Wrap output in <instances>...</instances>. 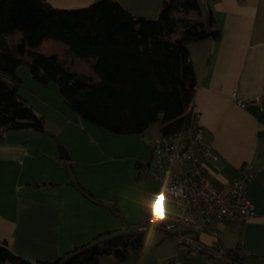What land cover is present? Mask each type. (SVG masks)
Listing matches in <instances>:
<instances>
[{
  "label": "crops",
  "instance_id": "1",
  "mask_svg": "<svg viewBox=\"0 0 264 264\" xmlns=\"http://www.w3.org/2000/svg\"><path fill=\"white\" fill-rule=\"evenodd\" d=\"M95 1L46 0L60 9L83 8ZM112 1L131 15L148 19L158 14L164 0ZM204 1L219 36L188 44L195 75L193 111L211 146L203 163L219 187L240 178L242 167L250 164L256 176L246 194L256 215L240 224L215 223L194 236L212 251L239 248L249 256L248 264H264V0ZM188 16L198 19V29L203 30L201 7ZM8 38L19 43L23 31L17 28ZM31 51L98 78L91 69L93 60L80 59L59 41L39 38L34 47L26 46L23 63L16 69L21 80L18 93L43 117L53 136L21 130L0 139V243L28 261H53L101 232L142 223L170 226L175 202L160 196L152 206L159 184L152 176L151 147L160 136L159 128L149 134L151 125L143 134H115L90 124L68 107L55 83L43 85L33 79L27 55ZM233 93L246 102L244 108L236 104ZM59 146L68 159L59 158ZM72 181L102 204L85 198ZM108 206H115L118 214ZM154 231L159 232L155 240L148 234ZM169 237L150 229L144 234V250L130 251L122 260L103 255L98 264H166L171 258L172 264H234L177 245L166 253L161 246Z\"/></svg>",
  "mask_w": 264,
  "mask_h": 264
},
{
  "label": "trees",
  "instance_id": "2",
  "mask_svg": "<svg viewBox=\"0 0 264 264\" xmlns=\"http://www.w3.org/2000/svg\"><path fill=\"white\" fill-rule=\"evenodd\" d=\"M201 5L203 30L198 29V19L188 16ZM17 28L23 31V39L13 43L8 35ZM218 36L212 10L199 0H164L155 19L131 15L112 0L73 9L54 8L46 0H0V139L21 130L53 136L43 117L18 93L21 80L16 69L23 63L26 46L34 47L39 38L59 41L80 59L93 60L97 80L67 69L55 58L34 51L27 54L33 79L43 85L55 83L79 117L115 134H143L158 123L161 136L186 129L193 111L195 75L188 44ZM72 184L88 200L102 204L77 181ZM108 207L118 214L115 206ZM150 229L173 236L166 227L126 225L101 232L53 261L35 262L0 243V264H98L103 255L122 260L130 251L145 249L144 234ZM207 250L196 254L248 264L249 256L239 248Z\"/></svg>",
  "mask_w": 264,
  "mask_h": 264
},
{
  "label": "built area",
  "instance_id": "3",
  "mask_svg": "<svg viewBox=\"0 0 264 264\" xmlns=\"http://www.w3.org/2000/svg\"><path fill=\"white\" fill-rule=\"evenodd\" d=\"M232 97L240 108L245 107L246 102L236 93ZM261 98L264 99V94ZM151 150L152 176L159 184V193L175 202L173 221L167 228L177 246L195 253H208L195 238L196 232L215 223L240 224L255 217V205L246 194L255 171L250 164H245L240 178L224 187L215 185L203 163L211 154V146L204 140V128L197 122L194 111L186 129L159 136Z\"/></svg>",
  "mask_w": 264,
  "mask_h": 264
},
{
  "label": "rangeland",
  "instance_id": "4",
  "mask_svg": "<svg viewBox=\"0 0 264 264\" xmlns=\"http://www.w3.org/2000/svg\"><path fill=\"white\" fill-rule=\"evenodd\" d=\"M199 1H201L202 3L205 2L204 0H199ZM200 7H201V12H202V15H203V18H204V9L202 8V5ZM156 17H157V15L156 16L154 15V16H151L148 19H155ZM158 128H159L158 123H153L151 125L149 131L147 132V134H149L151 132H157ZM156 233H159V232L154 231L153 233H148V234H149L150 237H154L153 239L155 240V239H157L156 238L157 237ZM175 247H176V242H175L173 237L165 238V240H164V242H162V246H161V248L164 249L166 251V253H169L171 251V248L174 249ZM180 249L184 250L186 248L180 246Z\"/></svg>",
  "mask_w": 264,
  "mask_h": 264
},
{
  "label": "water",
  "instance_id": "5",
  "mask_svg": "<svg viewBox=\"0 0 264 264\" xmlns=\"http://www.w3.org/2000/svg\"><path fill=\"white\" fill-rule=\"evenodd\" d=\"M68 153L67 151L63 148L59 146V158L61 159H68Z\"/></svg>",
  "mask_w": 264,
  "mask_h": 264
},
{
  "label": "snow or ice",
  "instance_id": "6",
  "mask_svg": "<svg viewBox=\"0 0 264 264\" xmlns=\"http://www.w3.org/2000/svg\"><path fill=\"white\" fill-rule=\"evenodd\" d=\"M162 195H164V193L163 192H161V193H159V194H157V196L156 197H154V199H153V203H152V206L154 207V205H155V201L157 200V199H159V197L160 196H162ZM155 215V214H154Z\"/></svg>",
  "mask_w": 264,
  "mask_h": 264
}]
</instances>
